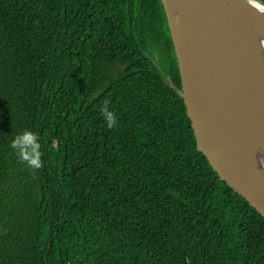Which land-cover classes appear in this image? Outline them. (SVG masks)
<instances>
[{
	"label": "trees",
	"instance_id": "obj_1",
	"mask_svg": "<svg viewBox=\"0 0 264 264\" xmlns=\"http://www.w3.org/2000/svg\"><path fill=\"white\" fill-rule=\"evenodd\" d=\"M166 76L181 89L161 0H0V264H264V218ZM26 129L40 169L9 147Z\"/></svg>",
	"mask_w": 264,
	"mask_h": 264
},
{
	"label": "water",
	"instance_id": "obj_2",
	"mask_svg": "<svg viewBox=\"0 0 264 264\" xmlns=\"http://www.w3.org/2000/svg\"><path fill=\"white\" fill-rule=\"evenodd\" d=\"M161 3L181 89L169 85L213 169L264 218V13L245 0Z\"/></svg>",
	"mask_w": 264,
	"mask_h": 264
},
{
	"label": "clouds",
	"instance_id": "obj_3",
	"mask_svg": "<svg viewBox=\"0 0 264 264\" xmlns=\"http://www.w3.org/2000/svg\"><path fill=\"white\" fill-rule=\"evenodd\" d=\"M253 8L264 13V5L258 0H246ZM110 102L105 101L101 113L105 119L108 129H112L117 125V116L115 111H109ZM9 147L15 152L18 159L27 164L33 170L43 167L40 138L37 133L31 130H24L17 134L11 141Z\"/></svg>",
	"mask_w": 264,
	"mask_h": 264
},
{
	"label": "rangeland",
	"instance_id": "obj_4",
	"mask_svg": "<svg viewBox=\"0 0 264 264\" xmlns=\"http://www.w3.org/2000/svg\"><path fill=\"white\" fill-rule=\"evenodd\" d=\"M150 46L152 47L153 42H149ZM155 47V46H154ZM159 49V48H158ZM157 48H153L152 50L151 48L149 49V51H146V54L152 58H154V62L155 64L159 67L160 66V62L164 60V58L162 57V55H159V51ZM124 69V67L122 65H113L110 66L109 68H106L104 70L105 72V76L107 78H110V76L116 75L117 73H119L120 71H122ZM168 79V78H167Z\"/></svg>",
	"mask_w": 264,
	"mask_h": 264
},
{
	"label": "flooded vegetation",
	"instance_id": "obj_5",
	"mask_svg": "<svg viewBox=\"0 0 264 264\" xmlns=\"http://www.w3.org/2000/svg\"><path fill=\"white\" fill-rule=\"evenodd\" d=\"M170 32V31H169ZM170 36H171V34H170ZM172 39V38H171ZM162 47V51H163V56H164V59L165 60H167L166 59V57L168 56V52L167 51H165L164 50V48H163V46H159V48H161ZM174 47V46H173ZM174 53H175V50H174ZM170 55V54H169ZM176 55V54H175ZM177 59V58H176ZM177 66H178V64H177ZM179 70V69H178ZM163 71V70H162ZM166 78H169L168 76H166Z\"/></svg>",
	"mask_w": 264,
	"mask_h": 264
},
{
	"label": "bare ground",
	"instance_id": "obj_6",
	"mask_svg": "<svg viewBox=\"0 0 264 264\" xmlns=\"http://www.w3.org/2000/svg\"><path fill=\"white\" fill-rule=\"evenodd\" d=\"M246 1V0H245ZM259 2V1H258ZM260 3V2H259ZM261 4V3H260ZM263 5V4H262Z\"/></svg>",
	"mask_w": 264,
	"mask_h": 264
}]
</instances>
